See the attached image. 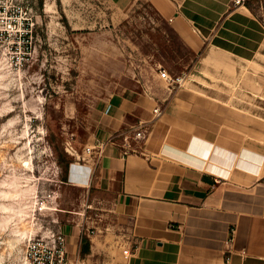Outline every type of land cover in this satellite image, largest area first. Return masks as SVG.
<instances>
[{"label":"crops","instance_id":"1","mask_svg":"<svg viewBox=\"0 0 264 264\" xmlns=\"http://www.w3.org/2000/svg\"><path fill=\"white\" fill-rule=\"evenodd\" d=\"M140 1L115 0L122 14ZM144 1L195 60L183 86L157 72L102 113L103 153L73 177L95 235L81 255L66 229L68 250L83 264H264V23L235 0ZM132 131L141 150L125 155Z\"/></svg>","mask_w":264,"mask_h":264},{"label":"rangeland","instance_id":"2","mask_svg":"<svg viewBox=\"0 0 264 264\" xmlns=\"http://www.w3.org/2000/svg\"><path fill=\"white\" fill-rule=\"evenodd\" d=\"M245 3L263 22L264 0ZM3 8L29 18L34 38L22 62L26 44H0V264H21L28 238L49 231L80 233L81 253L95 214L86 230L74 163L90 159L96 122L127 88L143 92L161 69L181 76L195 57L144 0L127 14L115 0H0ZM135 133L126 134L140 151Z\"/></svg>","mask_w":264,"mask_h":264},{"label":"built area","instance_id":"3","mask_svg":"<svg viewBox=\"0 0 264 264\" xmlns=\"http://www.w3.org/2000/svg\"><path fill=\"white\" fill-rule=\"evenodd\" d=\"M246 0H235L237 5H244ZM10 13V17H9ZM15 13L8 9L0 10V44L5 40L12 38L13 46H9V51H14L21 47L22 44H26L24 57L22 61H25L30 56V51L33 48V32L34 24L29 18L17 20L14 17ZM19 21V22H17ZM23 64V63H22ZM161 77L165 79L171 86H183L186 81V75L182 74L178 77H173L167 70H160ZM155 112L159 115V109ZM143 125V124H142ZM134 138L136 140L143 139L144 135L142 131H137ZM132 136L125 134L123 137L125 149V155L133 151L131 146ZM105 148V143L99 141L92 147H88L86 152L90 155L97 152L102 154ZM45 204V203H44ZM125 253H128L126 251ZM21 264H83L80 257L78 260L71 258V253L68 250L67 236L61 232L49 231L46 236L34 235L28 238L25 243V249Z\"/></svg>","mask_w":264,"mask_h":264},{"label":"trees","instance_id":"4","mask_svg":"<svg viewBox=\"0 0 264 264\" xmlns=\"http://www.w3.org/2000/svg\"><path fill=\"white\" fill-rule=\"evenodd\" d=\"M245 5L249 8V10L255 15V16H257V17H259L257 14H256V11H255V9H254V7L252 6V5H248V4H246L245 3ZM263 23H264V21H263ZM173 31V30H172ZM83 239H85L84 237H83ZM82 239V240H83ZM90 252V246H87V247H85V249H83V251H81V255H85V254H88Z\"/></svg>","mask_w":264,"mask_h":264},{"label":"bare ground","instance_id":"5","mask_svg":"<svg viewBox=\"0 0 264 264\" xmlns=\"http://www.w3.org/2000/svg\"><path fill=\"white\" fill-rule=\"evenodd\" d=\"M43 210V209H42ZM31 229V228H30ZM32 232V231H31Z\"/></svg>","mask_w":264,"mask_h":264}]
</instances>
